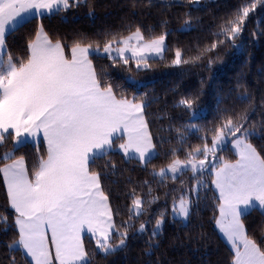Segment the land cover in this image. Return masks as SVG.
<instances>
[{"label":"snow or ice","instance_id":"snow-or-ice-1","mask_svg":"<svg viewBox=\"0 0 264 264\" xmlns=\"http://www.w3.org/2000/svg\"><path fill=\"white\" fill-rule=\"evenodd\" d=\"M158 2L166 7L196 6L202 0ZM137 3L144 4V0H132L133 7ZM81 5L91 7L88 0H0V148L12 141V148L0 157L4 162L0 173L15 212L14 224L0 214V231L16 229L5 245L8 264H16L15 253L26 258L25 264H95L97 252L105 259L126 252L129 239L137 236L147 237L145 255H151L159 246L169 215L168 208L152 212L160 197L154 194L152 183L144 180L139 191L134 186L128 192L127 219L116 222L120 213L113 210L101 184V172L93 166L97 160H105L104 168L114 170L110 157L117 151L125 160H136L145 168L159 156L146 119L155 100L147 93L129 97L118 92L120 86L108 81L106 70L98 72L91 59L105 58L112 66H129L134 61L136 69H147L150 59H165L169 33L146 38L137 26L127 35L106 33L102 44L98 41L93 46L78 39L68 46L53 40L41 23L28 42L26 57H13L7 51V36L33 18L60 15ZM258 5H264V0H249L221 18L211 43L198 44L193 54L185 56L184 50L175 48L170 66L195 65L207 59L210 67L215 62L210 54L220 47L241 50L237 40ZM145 6L158 5L147 0ZM192 23L191 15L185 13L181 30H190ZM215 59L219 60V55ZM198 99V93L181 96L174 107L194 114ZM235 101L245 107L238 109L233 104L221 108L226 98L217 97L221 114L211 128L194 123L169 125L174 139L186 146L185 156L181 159L179 149L171 148L169 162L158 170L153 166L152 176L159 178L160 185L169 179L173 183L179 180L180 187L172 189L170 215L173 223L186 225L201 189L207 187L200 177L211 174L218 193L215 223L231 245L232 264H264V246L252 237L245 223L253 211L264 217V154L252 143L253 137L264 133V119H252L257 106L247 90ZM259 107L264 108V99ZM189 133H202L198 137L202 143L188 145ZM41 136L46 155L39 157L30 173L25 158L15 157V151L27 143H38ZM170 142L163 137L159 141L161 145ZM228 144L238 156L235 161L217 155ZM188 172L195 181L191 188L181 179ZM85 233L95 241L91 252L85 246Z\"/></svg>","mask_w":264,"mask_h":264},{"label":"trees","instance_id":"trees-1","mask_svg":"<svg viewBox=\"0 0 264 264\" xmlns=\"http://www.w3.org/2000/svg\"><path fill=\"white\" fill-rule=\"evenodd\" d=\"M248 2L249 0H202L201 4L196 6L182 4L166 7L154 0L158 6L146 7L147 0H144V4L137 3V6L133 7L132 0H88L91 7L81 5L60 15L33 18L31 22L7 36V51L13 57L23 58L27 55L28 42L34 38L41 23L53 40L59 39L68 46L78 39L84 43H93V46L98 41L102 44L106 33L127 35L129 29L134 31L137 26L141 27L146 38L163 32L169 33L166 38L169 50L165 53V59H150L151 67L147 69H136L134 61H130L129 66H112L108 59L91 57L97 71L106 70L108 81L114 86H120L118 92H123L129 97L147 93L150 100H155L147 109L146 119L154 142L157 143L159 156L145 168L136 160H125L122 153L117 151L110 157L116 165L114 170L111 167L104 168L105 160H97L93 166L96 171L101 172V184L110 198L113 210L120 213L115 217L116 222L119 224L127 219V205L130 203L128 192L134 186L139 191L144 180L152 183L154 194L160 197L159 201L152 205V212L165 208L169 210L163 234L159 238V246L151 250V255H145L147 237L137 236L129 239L126 252H117L107 259L97 252L95 264H232V248L215 223L218 217L215 198L218 194L211 184L213 176L205 173L200 177L207 187L201 189L198 204L193 207L190 220L185 225L173 223L170 215L172 189L180 187L179 180L173 183L169 179L165 185H160L157 182L159 178L153 179L152 167L155 166L158 170L166 166L171 158L169 150L173 147L179 149V157L184 158L186 146L174 139L175 133L169 131V125L183 126L194 123L205 128L213 127L221 114L216 105L219 96L226 98L221 108L236 104L239 109L245 106L238 104L235 97L247 90L254 97L257 106V112L252 119H264L260 114L264 113V108L259 107L264 99V5H258L256 10L250 13L244 31L237 40V44L243 46L241 50L231 46L220 47L216 53L210 54L215 61L210 67L207 59L195 65L170 66L175 48H181L185 56H188L193 54L198 44H210L214 39L213 33L218 31L217 26L221 18H227L238 6ZM185 13H189L193 18L190 30H181ZM216 55H219V60L215 59ZM127 67H131L132 71H127ZM197 93L199 99L194 106V112H198V116L192 117L193 112L174 107L181 96ZM200 135L202 133H189L188 145L201 144L202 141L198 138ZM162 137L171 142L161 145L159 141ZM252 143L264 154V133L253 137ZM46 147L43 141L27 143L15 151V157L23 156L25 166L31 173L38 164L39 157L46 155ZM11 148L12 141L9 140L5 147L0 148V157ZM231 150V144H228L219 152L224 158L234 161L238 156ZM3 163L0 161V167ZM181 179L185 181L187 188H191L195 183L191 172ZM0 214L8 217L9 224H14L15 212L9 206L2 173ZM245 223L252 237L264 246V217L258 211H253ZM15 235L14 226L6 233L0 231V264H8L9 253L5 245ZM84 242L90 252L95 248V241L88 235H85ZM15 256L16 264H25L24 256L20 253H15Z\"/></svg>","mask_w":264,"mask_h":264},{"label":"rangeland","instance_id":"rangeland-1","mask_svg":"<svg viewBox=\"0 0 264 264\" xmlns=\"http://www.w3.org/2000/svg\"><path fill=\"white\" fill-rule=\"evenodd\" d=\"M166 45H167V42H166ZM134 78L132 77L131 78V80H133ZM199 115V113L198 112H194V114L192 113V117H196V116H198ZM39 141H43V140H41V139H39ZM44 142V141H43ZM45 143V142H44ZM231 152L233 153V154H236L235 153V151H234V149L232 148V146H231ZM217 155L218 156H222V154L220 153V152H218L217 153ZM210 159H211V157H210ZM235 161V160H234ZM214 178V177H213ZM213 186V185H212ZM213 188H214V186H213ZM215 189V188H214ZM216 191V190H215ZM218 194V193H217ZM85 235H88L89 237H90V234H87V233H85ZM85 235H84V237H85ZM29 260H30V258H29Z\"/></svg>","mask_w":264,"mask_h":264},{"label":"crops","instance_id":"crops-1","mask_svg":"<svg viewBox=\"0 0 264 264\" xmlns=\"http://www.w3.org/2000/svg\"><path fill=\"white\" fill-rule=\"evenodd\" d=\"M41 140H43L42 136L40 137ZM46 144V143H45ZM217 226V225H216ZM218 231L220 232V234L223 236V238L227 241L226 237L223 235V233L219 230V228L217 227ZM50 233H49V237H50ZM228 242V241H227ZM229 244V243H228ZM229 246L231 247V245L229 244ZM50 248H51V251L53 253V256L55 254V249H54V246H51L50 245ZM54 264H55V261H54Z\"/></svg>","mask_w":264,"mask_h":264}]
</instances>
